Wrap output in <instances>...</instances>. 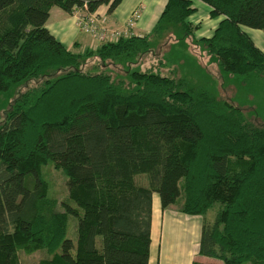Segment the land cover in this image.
<instances>
[{
	"label": "trees",
	"instance_id": "1",
	"mask_svg": "<svg viewBox=\"0 0 264 264\" xmlns=\"http://www.w3.org/2000/svg\"><path fill=\"white\" fill-rule=\"evenodd\" d=\"M200 1L221 16L208 37L192 36L191 0H166L147 33L73 52L46 29L49 9L109 13L120 0H0V92L35 82L0 122V264L36 250L46 257L33 264H147L153 193L161 210L179 198L187 216L213 209L198 255L264 264V125L150 67L115 80L82 68L91 57L127 68L178 26L223 71L264 75V53L240 28L264 34V0ZM48 162L65 176L61 211L40 176Z\"/></svg>",
	"mask_w": 264,
	"mask_h": 264
},
{
	"label": "rangeland",
	"instance_id": "2",
	"mask_svg": "<svg viewBox=\"0 0 264 264\" xmlns=\"http://www.w3.org/2000/svg\"><path fill=\"white\" fill-rule=\"evenodd\" d=\"M250 30L262 32L259 29L252 28ZM192 36L195 40L197 39L194 35ZM195 40L183 36L181 28L175 26L165 40L158 41V43L152 42L153 51L142 54L135 62L127 65V68L124 65L121 67V65L114 64L113 61L99 62V59L92 57L86 60L82 68L90 70L92 66L99 67L100 70L110 74L112 80H115L123 77L127 70H143L150 67L162 74L182 78L187 88L205 90L212 96L239 106L249 122L264 125V75L256 73L237 75L223 71L217 65L215 58L207 55L202 44ZM34 84L33 79H24L11 84L8 89L0 92V122L11 101L25 88ZM140 175L144 179L143 174ZM40 176L46 182L47 195L56 200L54 207L56 211L62 210V201L71 203L67 197L65 176L60 170L55 169L51 162L41 167ZM153 196L157 198L155 193ZM180 201L179 198L164 209L169 211L176 209ZM204 215L211 219L213 209L210 208ZM73 225H75V218L68 216L69 231ZM38 252L44 254L43 250H38ZM44 256L46 257L45 254ZM208 261L222 264L221 260L216 258L208 257L205 264H209Z\"/></svg>",
	"mask_w": 264,
	"mask_h": 264
},
{
	"label": "crops",
	"instance_id": "3",
	"mask_svg": "<svg viewBox=\"0 0 264 264\" xmlns=\"http://www.w3.org/2000/svg\"><path fill=\"white\" fill-rule=\"evenodd\" d=\"M166 0H120L116 7L107 12V4H100L92 14L104 19L109 28L120 29L124 27L127 16L135 7H140L138 20L136 21L134 34L147 33L159 16ZM196 8L195 12L187 17L191 25H196L193 35L196 38L208 37L215 28L221 16L210 18V7L200 0H191ZM86 13L84 10H73L66 13L57 6L49 9L45 27L67 49L73 52H81L84 49H94L99 43L86 33L80 31L77 26L78 16ZM252 40L254 45L264 53V35L252 28L240 26ZM157 197V196H156ZM160 209L158 198L151 196L150 218V244L147 264H191L198 261L205 264L208 257L198 255V242L202 221H211L209 217L187 216L179 212ZM44 252V251H43ZM45 254V252H44ZM38 250L20 256V264H33L44 258ZM46 255V254H45ZM210 264V262L208 261Z\"/></svg>",
	"mask_w": 264,
	"mask_h": 264
},
{
	"label": "built area",
	"instance_id": "4",
	"mask_svg": "<svg viewBox=\"0 0 264 264\" xmlns=\"http://www.w3.org/2000/svg\"><path fill=\"white\" fill-rule=\"evenodd\" d=\"M140 7H135L126 18L123 28H109L105 25L104 19L97 17L92 12H86L78 16L77 26L83 33H86L98 43L114 41L119 37L135 35L134 25L138 20Z\"/></svg>",
	"mask_w": 264,
	"mask_h": 264
}]
</instances>
